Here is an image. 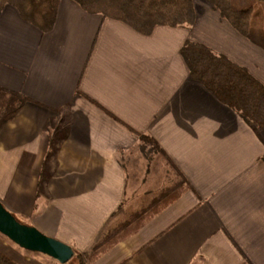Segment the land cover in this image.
Wrapping results in <instances>:
<instances>
[{
    "label": "crops",
    "instance_id": "obj_1",
    "mask_svg": "<svg viewBox=\"0 0 264 264\" xmlns=\"http://www.w3.org/2000/svg\"><path fill=\"white\" fill-rule=\"evenodd\" d=\"M209 6L144 36L73 0L49 32L8 5L0 87L29 101L0 136V202L82 255L144 212L90 264H264V130L192 80L181 49L203 44L262 84L264 50Z\"/></svg>",
    "mask_w": 264,
    "mask_h": 264
},
{
    "label": "trees",
    "instance_id": "obj_2",
    "mask_svg": "<svg viewBox=\"0 0 264 264\" xmlns=\"http://www.w3.org/2000/svg\"><path fill=\"white\" fill-rule=\"evenodd\" d=\"M73 1L89 14L122 22L144 36L153 34L157 27L178 28L193 25L196 21L194 0ZM207 1L241 36L264 50V0ZM60 2L0 0V15L8 5L13 6L24 19L41 31L49 32L55 25ZM181 55L192 80L202 84L220 103L238 113L256 131L264 130V84L246 68L203 44L188 41L183 45ZM28 101L23 94L0 87V136L4 126L15 120ZM143 217L144 212L137 214L133 221L111 231L88 253H76L75 258L79 264L92 263L126 236L129 226L135 223L138 227ZM0 264L16 263L0 251Z\"/></svg>",
    "mask_w": 264,
    "mask_h": 264
},
{
    "label": "water",
    "instance_id": "obj_3",
    "mask_svg": "<svg viewBox=\"0 0 264 264\" xmlns=\"http://www.w3.org/2000/svg\"><path fill=\"white\" fill-rule=\"evenodd\" d=\"M0 233L21 249L46 255L60 264L69 263L75 256L71 246L21 223L1 202Z\"/></svg>",
    "mask_w": 264,
    "mask_h": 264
},
{
    "label": "rangeland",
    "instance_id": "obj_4",
    "mask_svg": "<svg viewBox=\"0 0 264 264\" xmlns=\"http://www.w3.org/2000/svg\"><path fill=\"white\" fill-rule=\"evenodd\" d=\"M195 4H196V7L198 8V12L199 14L201 15H204V19H206V21H208L209 19L207 18L211 13H209V11L207 10L208 8L207 5L209 6V8H213L211 4H209V2L207 0H194ZM208 3V4H207ZM208 11V12H207ZM213 17V16H212ZM196 19H197V14H196ZM196 22V21H195ZM195 24V23H194ZM193 24V25H194ZM193 25H186V26H193ZM186 26H183V27H186ZM21 223L25 224L24 220L21 218L20 215L18 214H14L12 213ZM0 239L5 241L6 243H9V245H12L13 247H16V249H21L20 247H18L16 244H14L11 240H9L6 236L2 235L0 233ZM25 251V250H24ZM27 253V257H30L32 260H35L36 262H40L42 264H60L59 262H54L53 260H50L48 258H45L43 256H41L40 254H35L33 252H26ZM75 256H76V253H75ZM74 258L68 263V264H79L78 260ZM45 259V260H43ZM48 261V262H47Z\"/></svg>",
    "mask_w": 264,
    "mask_h": 264
}]
</instances>
